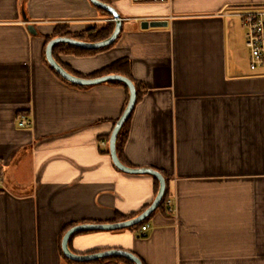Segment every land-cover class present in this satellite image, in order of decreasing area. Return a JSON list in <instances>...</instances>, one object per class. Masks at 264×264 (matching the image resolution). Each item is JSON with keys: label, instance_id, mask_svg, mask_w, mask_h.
Masks as SVG:
<instances>
[{"label": "crops", "instance_id": "crops-1", "mask_svg": "<svg viewBox=\"0 0 264 264\" xmlns=\"http://www.w3.org/2000/svg\"><path fill=\"white\" fill-rule=\"evenodd\" d=\"M100 1L122 17L117 40L58 58L87 78L129 60L146 91L122 159L160 171L176 211L156 210L145 232L74 234L69 248L124 250L143 264H264V67L251 70L233 15L264 0ZM146 20L168 24L144 29ZM109 23L92 0H0V264H129L74 261L62 249L71 227L121 222L156 197L154 176L125 173L111 156L127 91L67 83L45 59L57 28Z\"/></svg>", "mask_w": 264, "mask_h": 264}, {"label": "water", "instance_id": "water-1", "mask_svg": "<svg viewBox=\"0 0 264 264\" xmlns=\"http://www.w3.org/2000/svg\"><path fill=\"white\" fill-rule=\"evenodd\" d=\"M92 2L102 8H105L106 10L110 11L111 14L114 17V20L116 22V28L112 35L102 41L98 42H88L79 40L73 37L68 36H59L56 38H53L50 40L46 46V59L49 65L64 79L69 81L70 83L80 85V86H91V85H97L101 83H107V82H122L126 84L129 87L130 90V97L128 100V104L122 113L121 117L118 119L114 130L112 132L111 138H110V152L111 156L113 158V161L115 165L123 172L128 174H149L157 178L160 182L159 191L153 201V203L141 214L137 215L136 217L129 218L126 220H123L121 222L117 223H102V224H96V223H85V224H78L70 229L67 230V232L64 234L63 240H62V249L65 255L74 260L79 262H86L93 259L108 257V256H123L125 258H128L132 261H134L136 264H143L141 259L133 254L132 252L124 251V250H109L105 252H99L95 254H89V255H81L74 253L69 248V240L70 238L81 231H87V230H123L135 227L136 225L145 222L160 206L162 200L165 197L166 191H167V180L165 176L158 170L152 169V168H134L131 166L126 165L123 163V161L120 159L118 150H117V141L120 131L122 130L124 124L129 119L131 114L136 108L137 105V87L133 80L125 75L122 74H107L103 76H98L94 78H87V77H81L78 75H75L71 73L69 70H67L54 56L53 50L54 47L58 44H69L76 47H80L83 49H103L111 46L114 44V42L119 37V34L122 30V17L113 8L111 5L106 4L100 0H92ZM168 24L167 21L163 20H154V21H144L142 22V27L144 29L149 27H161L166 26ZM30 30L32 32H35V28L33 25H30Z\"/></svg>", "mask_w": 264, "mask_h": 264}, {"label": "trees", "instance_id": "trees-1", "mask_svg": "<svg viewBox=\"0 0 264 264\" xmlns=\"http://www.w3.org/2000/svg\"><path fill=\"white\" fill-rule=\"evenodd\" d=\"M114 30H115L114 23H109V24L104 25V26H102L100 28H91V29L87 30L86 32L79 33V34H73L67 28H57L55 35H57V37L58 36H68V37H73V38H76V39H79V40H83V41L98 42V41H102V40H105V39L109 38L112 35V33L114 32ZM53 38L54 37H49L47 39V44ZM111 46H109V47H111ZM109 47H107V48H109ZM107 48L88 50V49H82L80 47H76V46L69 45V44H58V45H56L54 47L53 53H54L55 58L60 62V60L58 58V52H60V51H62V52L65 51V52H68V53L69 52H71V53L73 52V53H80V54H93V53H97V52H99L101 50H104V49H107ZM45 59H46V56H45ZM62 65L67 70H69L71 73L79 76V74H76L75 72H72L66 65H64V64H62ZM51 69L63 81H65L67 83H70L69 81H67L66 79L61 77L52 67H51ZM115 73L125 75V76H127V77H129V78H131L133 80V82L135 83V85L137 87V92H138L137 104H138L142 100L146 89H145V87L142 84L138 83L133 78L132 73H131V64H130L129 60H127V59L119 60V61L111 64L109 67L105 68L101 72H98L94 76L98 77V76H103V75H107V74H115ZM110 83L111 84L121 85V86H123L126 89V91H127V100H126V104H125V107H124V110H125V108H126V106L128 104L129 97H130L129 87L126 84L122 83V82H110ZM70 84H73V83H70ZM124 110H123V112H124ZM134 111L131 114V116L129 117V119L126 121V123L124 124V126H123V128L120 131L119 136H118L117 150H118L119 157L121 159L123 157V146H124L125 142L127 141L128 137H129L130 125H131V121H132V117H133ZM117 121H118V119L114 121V124H116ZM122 161L124 163H126L123 159H122ZM159 187H160V182H159V180L157 178H155V194L156 195H157V193L159 191ZM169 196H170V193H169V190L167 189L165 197L162 200V202H161V204H160V206L158 207L157 210H159V209L166 210V201L168 200ZM137 215H139V214L134 213L132 215H129V216H126V217H121V218L129 219V218L136 217ZM147 220L145 222H142V223L136 225L135 227H132V228L138 229V228L142 227L143 225H146ZM87 231H91V230H87ZM81 232H85V231H81ZM81 232H78V233H81ZM125 260L129 264H135L133 261H131L129 259H125Z\"/></svg>", "mask_w": 264, "mask_h": 264}, {"label": "built area", "instance_id": "built-area-1", "mask_svg": "<svg viewBox=\"0 0 264 264\" xmlns=\"http://www.w3.org/2000/svg\"><path fill=\"white\" fill-rule=\"evenodd\" d=\"M233 15L240 17L244 27L246 28V46L250 52L251 70L264 67V6L242 9L234 12ZM29 123L30 120L26 116H23L20 120L21 126H26ZM166 209L169 213H174L176 211L173 199L168 198L166 201ZM147 228V224L143 225L142 231L145 232Z\"/></svg>", "mask_w": 264, "mask_h": 264}, {"label": "rangeland", "instance_id": "rangeland-1", "mask_svg": "<svg viewBox=\"0 0 264 264\" xmlns=\"http://www.w3.org/2000/svg\"><path fill=\"white\" fill-rule=\"evenodd\" d=\"M236 23H237V25H236V28H239V33L240 34H242L243 33V29H244V26L242 25V22L240 21V19H237L236 18Z\"/></svg>", "mask_w": 264, "mask_h": 264}]
</instances>
